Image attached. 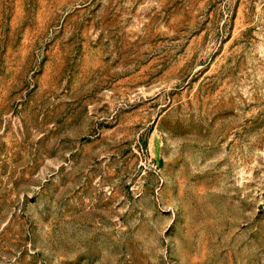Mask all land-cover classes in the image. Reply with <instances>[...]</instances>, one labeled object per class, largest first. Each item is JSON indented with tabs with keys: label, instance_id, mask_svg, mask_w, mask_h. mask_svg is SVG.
<instances>
[{
	"label": "rangeland",
	"instance_id": "1",
	"mask_svg": "<svg viewBox=\"0 0 264 264\" xmlns=\"http://www.w3.org/2000/svg\"><path fill=\"white\" fill-rule=\"evenodd\" d=\"M0 264H264V0H0Z\"/></svg>",
	"mask_w": 264,
	"mask_h": 264
}]
</instances>
